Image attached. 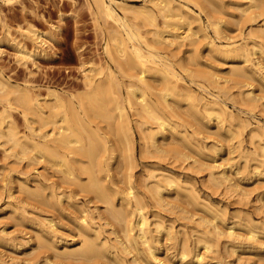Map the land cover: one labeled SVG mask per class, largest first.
<instances>
[{
    "label": "rangeland",
    "instance_id": "obj_1",
    "mask_svg": "<svg viewBox=\"0 0 264 264\" xmlns=\"http://www.w3.org/2000/svg\"><path fill=\"white\" fill-rule=\"evenodd\" d=\"M173 1L171 0L174 5L185 4L184 6L182 4L183 9L190 13L191 20L194 19L191 24L192 30H188L186 26L176 30L180 35L191 34L185 40L181 39L184 44L179 40L182 44L180 46V43L173 45L156 41L154 42L156 44L152 43V39H157V36L152 35L154 28L152 26L145 28L148 24L142 23V20L144 22L147 20L140 15L142 6L147 9L152 6L149 1L147 3L146 0H106L129 28L135 33L137 31L138 36H142L135 37L133 42L126 38L130 56L135 57V49L131 47L135 42L138 43L135 44L136 46L142 47L140 50L146 58L150 56H147L148 53L151 55L156 53L150 58L161 60L165 58V62H169L184 81H181L184 89L182 93L194 92L192 94L195 96L192 99L198 101L199 112L196 114L198 121L192 118L188 109L190 98L184 96L185 98L176 104L178 108L171 103L172 99H168L177 111V115L174 111V115L169 114L167 119L174 126H182L183 131L187 133L186 136L190 134L187 136L188 141L176 137L171 132V124L161 130L158 129L156 122L151 121L149 126L146 124L145 131L148 129L147 131L153 133L155 137L148 138V141L144 140L141 131L134 123V119L138 117L132 114L133 110L127 104H124V111L131 120L134 142L133 159L129 161L124 157L122 145L117 141L116 144L113 142L110 144L113 136L103 132V125L106 126L107 122L114 124L113 120L109 119L105 122L101 117H95L96 121L90 120L94 123L90 122L92 126L97 125L98 130L101 129L99 132L108 139L111 145L109 149L116 150L112 152L109 150L101 156L100 167L95 166L93 168L95 173L92 175L104 181L103 183L110 188V192L115 196L113 200L117 210L122 209L117 206L120 203L119 197L126 193L129 185L134 188V193L138 198L140 197L142 212L148 218L147 224L150 229L148 234L154 238L152 245L155 256L150 258L148 255L141 239L137 237L136 227L131 232L137 239H135L136 246L138 245V248L135 247L137 251L133 246H131L132 250L129 247L126 252L118 249L122 245H117V241L123 237V227L121 228L123 221L118 219L123 215L119 213L117 219L111 214L113 210L106 201L101 198L100 200L96 194H91L92 192L84 191L80 185L77 186L73 177L80 179L81 183L89 181L87 173H82L79 167L73 165L72 179L67 171H63V167L58 168L57 165L52 166V163H48L43 158L39 159L40 153L29 152L33 156L38 155L39 160L29 153H27L28 158H26L27 154L26 157L21 154L16 156L12 154L15 153L14 149H11L12 152L9 150V144L5 146L2 143L0 144V264H104L105 262L106 264H116V262L117 264H133V262L134 264H264V42H260L261 38L257 35L252 36L249 31H255L257 27L264 25V16L256 18L254 22H246V17L241 16L237 8L230 6L229 11L232 13L225 18L235 23H231L227 28L224 27L225 29L217 34L209 26L205 14L192 2ZM224 1L226 3L229 0ZM115 2L118 4L116 5ZM97 11L93 0H0V76L18 85L20 92L23 90L30 94L33 92L32 94L38 96L41 101L46 99L51 102L57 94L64 101L66 98L75 97L73 99L75 104L78 103L77 98L87 92L85 75L94 74L93 70L98 71L100 68L105 70L109 67L115 76L117 75V79L126 84L125 80L128 79L122 77L114 62L123 56L118 55L119 58L116 59V55L115 59H110L108 53L113 52L114 49L112 46L114 40L108 37L109 27L111 28L113 23L110 18ZM130 22L140 26L134 30L135 26ZM197 23L202 26L199 30ZM121 26L119 25V29L124 34L126 26ZM148 29L151 33L147 32ZM35 33L41 34L42 37H36ZM163 35H166V31ZM143 37L145 43L148 40L146 44L141 39ZM246 41L249 42L248 48H251L252 41L259 43V46L253 49V53L252 50H247L246 55L240 54L242 55L240 56L236 51L239 48L237 46L246 44ZM109 47L110 49L107 50ZM187 54H190L191 58ZM246 58H249L248 62L245 61ZM181 62L185 68L180 67ZM250 63H253L252 67L255 65L254 68L257 69L259 76L249 74ZM237 68L244 69L241 76L236 75ZM96 73L94 78L101 76ZM213 77L218 78L219 85ZM208 78L211 80L209 81ZM156 83L155 87L158 88L152 89L154 93L160 88V84ZM124 84L121 86L122 95H126ZM223 86L226 88L224 89ZM147 92L150 98L155 99L152 92ZM14 94L10 92L7 95L13 97ZM247 94L250 95L249 98ZM7 95L0 96V111L4 107L8 108L7 112L11 113L10 116L17 123L20 132L28 134L27 122L23 119L21 111L23 103L18 104L19 101L15 102L12 99L11 104H8L5 101ZM214 100L218 105L212 103ZM207 101L209 106L203 109L202 103ZM27 113L29 116L30 112ZM218 115L220 122L216 118ZM29 117L32 119V114ZM74 157L78 158V156ZM78 159L84 161L80 164L89 166L87 158ZM98 168L101 169L98 171L100 174L97 172ZM211 172H214V175ZM221 172H224V179L219 175ZM68 181L72 183L69 184ZM158 183L163 195L159 201L154 198L152 189ZM50 184L54 189L53 194L50 193L52 192ZM24 185L31 190L34 189L32 190L35 193L34 197H29L34 195L32 191L29 192L32 195H26L28 192L25 191ZM69 185L75 186L69 187ZM38 193H40L39 198L36 195ZM131 205L134 206L133 198ZM132 215L137 219L135 213ZM135 218L133 219L136 220ZM82 219L83 222L90 223L87 225L89 228L85 229L89 238L102 241L101 243L105 241V246L108 245L105 253L95 260H80L79 255L70 257L65 253L60 254L61 249H70L81 244L83 237L76 232V227L81 228L80 223L84 224L81 222ZM158 223L160 227H156ZM214 223L221 230L231 227L235 232L233 234L235 236H231L234 241L222 235L217 241H211L210 248L206 249L202 241L197 242V238L202 235L210 237L212 232L208 230L212 229ZM41 225L54 230L55 235L52 233L51 241L57 247L55 251L58 252H53L54 249L51 247L42 245L44 238L42 240L39 236ZM250 228L256 232L257 243L247 238ZM237 233L239 240L236 238ZM56 235L58 239H53ZM252 241L255 245L251 243ZM183 243L190 248V252L185 257L181 256ZM233 246L236 250L232 252ZM195 252L202 255L201 261H195L193 256Z\"/></svg>",
    "mask_w": 264,
    "mask_h": 264
},
{
    "label": "bare ground",
    "instance_id": "obj_2",
    "mask_svg": "<svg viewBox=\"0 0 264 264\" xmlns=\"http://www.w3.org/2000/svg\"><path fill=\"white\" fill-rule=\"evenodd\" d=\"M93 1H94V5L96 6V10L101 12L107 18H110L111 23H113V26L111 28L109 27V34H108L109 36L108 37L112 41L114 40L113 41L114 45L112 43V46H114V49H113V52L110 51L108 53H110V55H109V57H111L110 59H115L116 55H117L116 59L119 58L118 55H120V57L123 56V58H121L123 60L120 59L121 61L116 60L114 62H116V65L118 66V68L122 74V77H126L128 79L127 81L125 80L126 84H124L123 81L118 80L116 77L117 75L115 76L113 70H111V68H109V67H106L105 70H103V68H100L98 71L93 70V71H95V73L97 72L101 76L94 78V77H96V76H94L95 73L91 74V75H89V74L85 75V79H86L85 86L87 87V92L83 96L80 93L81 96H79L77 98L78 99L77 101L79 103V104L78 103L77 104L79 106H77V104H75L73 101V99L75 97L72 96L73 99L72 98H66V101H64V99L60 98V96H58L57 94L54 96L53 100L50 99L51 102H48L46 99L42 100L43 101L42 102L41 100L38 99V96L32 94L33 92L31 94L28 91H24V90H23V92H20L18 85L12 84L8 79L4 78L1 75L0 76V96L2 97L3 94L7 95L10 92L15 93L13 97H9L7 95L5 98L6 100L5 99L4 100L8 104H11L12 99L15 100V102H16V100H17V102L19 101L18 104L20 102L23 103V104L22 103L21 104H22V106L24 105L23 106L24 110H23V107L22 108L20 107V108L22 109L21 110L22 115H23L22 117L27 122L26 125H27V128L29 129V132H28V134L25 132H20L21 130L18 129L17 123L10 116L11 113L7 112L8 108L4 107L0 111V141H1L0 144L3 143V144H5V146L7 144H9V146L7 145L9 150L12 152L11 149H14L15 153H12V154L13 155L16 154V156H20L18 154H21V156L24 155L23 157L27 156L26 158H28L27 153H29V152L31 153V151L37 152L36 154L40 153L39 159L43 158L45 161H48V163L49 162L52 163V166L57 165L58 168L63 167L64 168L63 171H67L69 173V176L74 174L73 173V165L79 167L80 170H82V173L83 172H85V174L87 173L86 176L89 177V181L88 180L86 181L87 183H85V182L81 183L80 179H78L76 177H73L74 178L73 179L71 176L70 178H72L75 181L77 186L80 185L81 188L84 189V191H86V192L89 191L90 193L92 192L91 194H96L99 197V199L101 198L102 200L106 201L107 202L106 204L111 206V208L113 210V213L111 212V214H113L114 217H117V219H118L119 217L117 215L119 213H122L123 216H120V218L118 220L122 219V221H123V222L121 221L123 223L121 225V228L123 227L122 228L123 237L122 238L120 237V239H118V241H117L118 242L117 245L120 244V245H122V247L118 248V249H121V251L126 252V250L129 247L132 250L131 246H133L134 248L135 247L138 248V245L136 246V240L137 239L135 238V235L131 232L136 227L137 231H138L137 237L141 239V243L144 244L145 249L147 250V253H149L148 255H150V258H151V256L152 257L155 256L154 255V246L152 245V238L153 237H151L148 234L150 231V229L148 227L149 225L147 224L148 218H147L146 214H143V212H142L141 200L139 199L140 197L138 198V195L136 193H134V191H133L134 188L131 185H129L127 191H125L126 193L119 197L120 203L117 206L118 207L120 206L119 208H122V209L117 210V208L114 207L115 206V203L113 200L115 197L114 194L111 193L109 190L110 188L106 184L103 183L104 181L102 182L100 179L95 178L92 175V173H95V172H93V168L95 166L96 167L99 166V163L101 161L100 160L101 156H103L106 152H109V150L111 152L113 150H115L113 148L109 149V147L111 146L110 144H112V142L114 144L116 141L119 142L120 145H122L121 147H123V149H121V150L124 151V153H123L124 157H126L129 161H132V159H133V143L134 142H133L132 125H131V120L129 119V116H127L125 111H124V104H127V106H129L133 110L132 114L135 115L136 117H138V118L134 119V123H135L136 127L141 131V137L144 140L148 141L149 140L148 138H153V136H154L153 133L147 131L148 129L145 131L146 124L148 125L151 122H153V123L156 122V124L158 125L157 127H159L158 129H161V130L164 129L165 126H167V125L169 126L171 124V126H170V127H172V128H170L171 132L176 137H178L179 139H185V141L187 142L188 141L187 136H190V134L186 136L187 133H185V131H183V129L181 128L182 126L181 127H180V125L174 126L167 119L168 115L175 111V108L171 103H173V104H175V106H177L176 104L178 102H180L182 99H184L185 98L184 96H186V98H190L188 109L190 110V114H191L192 118L197 120L196 114L199 112V109L197 108L198 107L197 106L198 101L195 102L193 100L194 99L193 96H195V95H193L192 93H194V92L188 90L189 91L188 94L182 93V91L184 89L181 86V81L183 79L181 80V77H179L177 75L174 68L172 67V65L169 62H165L166 61V60H164L165 58L163 60L153 58V57L150 58V56L155 55L156 53H154L152 55L148 53L147 56L148 55H150V56L148 58H146L144 56V54L142 53V51L140 50V49H142V47H140L139 45H137V46H139V47H137L135 44H138V43H135V42H134V44L132 43V46H131L132 48L134 47V49H135V51H134L135 57H131L130 56L131 54H129L130 52L128 53L129 46H127V44H126L127 43L126 38H128V40L131 39V41L134 40L135 37L138 36L137 31H136V33L134 31H132L129 28V25L125 23V21L122 19V17H120L115 12L116 10H114L112 8L111 4L107 3L106 0H93ZM110 1H112V0H110ZM148 1L151 3L150 5H152V6L149 5L150 7H148V9L145 8L144 6H142L143 9L144 8L145 9L144 10L141 9L140 13H142V14H140V15H143L144 17L143 16L142 17L145 18V20H147L145 22L142 20V23L147 22V24H148V25L145 24L146 25L145 28L150 27V26H152L154 28V29H152V33H153L152 35L157 36V39H155V40L152 39L153 40L152 43H154L156 41V42H164L167 45H173L176 43L177 44L180 43L179 46L182 45L180 41L183 42V40H181V39L185 40V38L190 37L191 34L180 35V33L177 32L178 31L177 29H180L181 27L186 26L188 30L189 29L192 30L191 24L193 23V20H194V19L191 20L190 13L187 10L183 9V7H182L183 3L182 4L178 3L177 5H174L171 2V0H148ZM148 1L146 0L147 3H149ZM184 1L192 2V4H194L201 12H203L205 14V17H206V20H207L209 26H211L214 29V31L217 32V34H219L223 29H225L224 27L227 28L228 26L231 25V23H235V22H231L229 19L225 18L226 15L230 16V14L232 13L229 11L230 6H233L235 9L237 8L239 10L241 16L244 15L246 17L245 18L246 22H254L256 20V18H258L260 16H264V0H245V1H243V0L242 1L241 0H229L228 2H226L227 4L225 3L224 0H184ZM115 3H116V5L118 4L117 2H115ZM184 5L185 4H183V6ZM138 8H140V7H138ZM138 15H139V13H138ZM237 22H239V21H237ZM130 24H133V23L130 22ZM138 24H139V21H138ZM138 24H137V26H138ZM119 25L126 26V32H124V34H126V36H124V34L119 29ZM141 25H144V24H141ZM238 25H239V23H238ZM133 26H135V25L133 24ZM133 26L131 28H133ZM137 26H135L134 30L138 29V28H136ZM239 26H242V25H239ZM201 27H202L201 24H198V27H197L198 30L201 29ZM256 29L257 30H255V31H251V30H249V31L252 33V36L257 35L258 37H260L261 38L260 42H264V25L260 26L259 28L257 27ZM183 30H185V29H183ZM164 31H166V35H163ZM200 31H202V30H200ZM147 32H150V29H148ZM181 34H182V32H181ZM250 34H247V35H249V37H250L251 36ZM35 35H36V37H42L41 34H38V33H35ZM139 36L142 37L141 35H139ZM192 38H194V37H192ZM141 39H142V41H144V37ZM106 42H107V40H106ZM147 42H148V40L146 41V43ZM188 42H191V41H188ZM143 43H145V41ZM248 43L249 42L246 41V44H238V46L236 45L237 47H239L236 50L237 53H239V55L240 54L246 55L247 50H250V51L252 50L251 52L253 53L254 52L253 49L255 50V48L259 46L258 45L259 43H256V42L253 43V41H252L253 44L250 43L251 48H248L247 47L249 45ZM154 44H156V43H154ZM183 44H184V42H183ZM186 44H187V42H186ZM157 45H160V44H157ZM190 45H193V44H190ZM194 48H195V45H194ZM109 49H110V47L107 50H109ZM148 50H150V49H148ZM149 52L151 53V51H149ZM108 53H106V54H108ZM248 53H250V52H248ZM242 55H240V56H242ZM188 56H189V58H191L190 54ZM249 56H250V54H249ZM248 60H249V58L248 59L246 58L245 61L248 62ZM190 61H192V60H190ZM252 65H253V63L251 64V67L249 68V74L251 76L252 75L259 76L260 74L256 71L257 69L254 68L255 65L253 67H252ZM183 66L184 65H182V62H181L180 67L185 68ZM237 69L238 70L236 71V73H237L236 75L241 76L242 71L244 69L243 70L239 69V68H237ZM131 71H133V72H131ZM97 73H96V75H97ZM245 73H247V72H245ZM208 75L211 76V74H208ZM215 78L213 80L215 82H217L218 78L217 77H215ZM208 79H209V81L211 80L210 78H208ZM155 82H157L156 84H158V85L160 84V88L158 91H156V93H154V91H153L155 88H158V87H155ZM182 82H184V81H182ZM122 84H124V86H125L124 87L125 91H126L125 92L126 95L124 94L125 96L121 94V93H123L121 91L122 90L121 89ZM217 85H219L218 82H217ZM221 87H220V89H221ZM223 87H224V89L226 88L225 86H223ZM26 90H27V88H26ZM29 91H31V90H29ZM147 91H150V93L152 92V94L155 95V99H152L153 97L150 98L149 95L147 94L148 93ZM240 92H243V91H240ZM246 96L248 98L250 97L249 94H247ZM169 97H171V98H169ZM168 99H172V102L170 103V101ZM197 99H199V98L197 97ZM251 99L253 100V98H251ZM42 103L46 104V105L43 104L44 106H46V108H44ZM212 103L218 105V102L215 100ZM207 104H208V101L202 103L203 109L208 108L209 105H207ZM176 108H178V106ZM9 112H11V111L9 110ZM27 112H30L29 116H30V114H32V116H33L32 119H30ZM175 112H176L175 114L177 115V111H175ZM115 115H116V117H115ZM173 115H174V113H173ZM95 117H101L103 120H105V122L108 121L109 119L113 120L114 124L107 122L106 126L103 125V127H104L103 132L105 134L113 136V138L110 139L111 140L110 144L108 142V139H106L102 135V133L99 132V130L101 131V129L98 130L99 127L97 125H96V127H95V125H94V127L92 126V124H94V123L91 122L90 120L94 119L96 121ZM86 118L88 120H86ZM216 118H217L218 122H220L219 115ZM177 126H179V127L177 128ZM199 126H200V123H199ZM201 126H203V124H201ZM195 130H197V129H195ZM173 134H172V136H173ZM37 137H38V139H37ZM117 146H118V144H117ZM61 147H63L64 149ZM114 148H117V147H114ZM61 149L64 151H62ZM4 151H7V150L5 149ZM6 154H7V152H6ZM36 154H34L35 156H33L32 154H30V155L35 157V159H36L38 157V155L36 156ZM31 156H29V157H31ZM74 156H78V158H83V159L87 158V161L89 162V166H87L85 164H80L81 161H79V159L77 157H74ZM39 159L37 158V160H39ZM42 162H43V160H42ZM83 162L84 161H82L81 163H83ZM77 163L80 165L78 166ZM107 164H108V162H107ZM99 169L100 168H98V170L97 169H95V170H97V172H98L101 170V169L100 170ZM76 170H78V169H76ZM211 173H212V175H214V172H211ZM80 174H81V172H80ZM63 175H65V174H63ZM219 175H221V177H223V179L225 178L223 176L224 172L219 173ZM68 182H69V184L72 183V182L70 183V181H68ZM115 183H117V182H115ZM128 184H129V182H128ZM24 186L26 187L25 191L27 190L26 192H28V193L31 192L32 190H34V189H32V190L29 189V187H27V185H24ZM50 186H51L50 188H52L51 184H50ZM70 186H72V185H69V187ZM74 186H72V187H74ZM81 188H78V190H80ZM152 189L154 192L153 195L155 196L154 198H156L159 201L163 196L161 194V188H160L159 183L156 184L155 188H152ZM51 190H52V192H50V193L53 194L54 189L52 188ZM113 191L116 192L115 190H112V192ZM36 192H38V191H36ZM28 193H26V195H32L31 193H33V191L29 194ZM33 194L34 195L29 196V197H34L35 193H33ZM39 194L40 193L36 194L37 197L39 196ZM58 194L59 193H57V195ZM61 197H62V195H61ZM189 197H191V196H189ZM41 198H43V197H41ZM131 198L134 199V206L131 205ZM40 200H42V199H40ZM47 200H48V198H46L45 201H47ZM49 201H51V200H49ZM51 204H53V203H51ZM54 205H56V204H54ZM133 213H135L138 216L137 219L135 218L134 215H132ZM132 216H134V217H132ZM121 217H124V218H121ZM133 218H135L136 220H134ZM84 219H82L81 222H83ZM47 222H50V221H47ZM83 223L85 225L80 223L81 228L80 227L78 228L75 226L76 230H77L76 232L81 234L83 237L81 244H78L76 247H71L70 249H66V248H64L63 250L61 249L60 254L65 253L67 255H70V257L72 255H79L80 260L81 259L95 260L102 253H105V251L107 250L106 247L108 245L105 246V243H104L105 241H103V243H101L102 241L99 242V241H96L94 238H91V237L89 238V236L85 232V229L89 228V226H87V225L90 223H88V224H87V222L86 223L83 222ZM159 224L160 223L156 224L157 225L156 227H160ZM41 226H42V229H40L41 231L39 233V236L42 238V240L44 238V240H43L44 242H42V245L44 247H51L52 249H54V250H52L54 252L57 247H55L53 241H51V237L53 236V234L55 235V232H54V230L52 231L50 229V227L46 228L43 225H41ZM211 227H212V229L208 230V232H212L210 237L206 236V235H202L201 237L199 236V238H197V242L202 241L204 243V247L206 249L210 248V242L211 241H213V240L217 241L220 238V236H222V235L228 236V238L229 237L232 238L235 236V235H233V234H235V232H233L231 227L227 228V230H221L217 225H215V223ZM238 234L239 233L236 234L237 235L236 238H238V240H239ZM248 234H249L247 237L248 239H251L254 242L257 241L258 238H256V232L252 228L249 229ZM81 235H79V236H81ZM170 236H172V234H170ZM97 237H99V236H97ZM54 238L58 239L57 235H56V237H53V239ZM225 238H227V237H225ZM98 239L101 240L100 238H98ZM140 239H139V241H140ZM232 239L234 241V238H232ZM236 241H237V239H236ZM248 241H250V240H248ZM253 241L251 243H253ZM235 245H236V243H235ZM144 246H143V248H144ZM188 247L189 246L186 243L182 244V250H181L182 255L181 256L185 257V255H187L190 252V248H188ZM252 247H254V246H252ZM136 248H135V250H136ZM235 250L236 249H234V246H233V249L231 247L232 252ZM55 252H58V251H55ZM109 253H110V251H109ZM193 256L196 259V260L194 259L195 261L199 262L202 259V255L199 254L198 252H195L193 254ZM134 258H135V256H134ZM97 261H99V260H97ZM101 261L104 262V260H101ZM80 262H82V261H80ZM104 264H106V262ZM116 264H117V262H116ZM133 264H134V262H133Z\"/></svg>",
    "mask_w": 264,
    "mask_h": 264
}]
</instances>
